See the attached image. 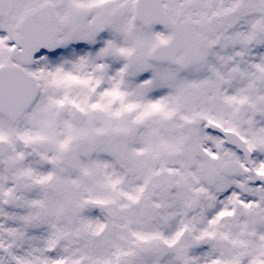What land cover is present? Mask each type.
I'll return each instance as SVG.
<instances>
[{
	"label": "snow or ice",
	"instance_id": "obj_1",
	"mask_svg": "<svg viewBox=\"0 0 264 264\" xmlns=\"http://www.w3.org/2000/svg\"><path fill=\"white\" fill-rule=\"evenodd\" d=\"M0 264H264V0H0Z\"/></svg>",
	"mask_w": 264,
	"mask_h": 264
}]
</instances>
